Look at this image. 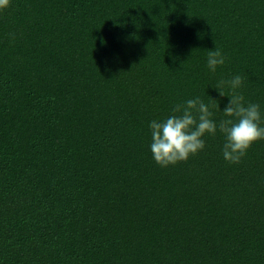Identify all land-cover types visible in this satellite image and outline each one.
I'll return each instance as SVG.
<instances>
[{"label": "trees", "instance_id": "obj_1", "mask_svg": "<svg viewBox=\"0 0 264 264\" xmlns=\"http://www.w3.org/2000/svg\"><path fill=\"white\" fill-rule=\"evenodd\" d=\"M236 75L264 126V0H11L0 264H264V140L238 164L219 130L174 166L150 151L176 104L223 119L217 84Z\"/></svg>", "mask_w": 264, "mask_h": 264}, {"label": "clouds", "instance_id": "obj_2", "mask_svg": "<svg viewBox=\"0 0 264 264\" xmlns=\"http://www.w3.org/2000/svg\"><path fill=\"white\" fill-rule=\"evenodd\" d=\"M10 3L11 0H0V12L6 10ZM225 60L221 50L215 48L208 51L207 68L214 73ZM242 84L240 75L217 84L219 96L228 98L223 111L219 109V101L210 98L217 110L223 113L224 118L218 122L212 119L209 105L199 97L176 104L172 114L164 120H153L149 125L150 151L157 166L167 168L186 162L190 156L204 149L203 138L214 136L217 130L225 139L223 159L230 164H238L254 143L264 140L260 106L245 103L244 96L237 91ZM225 87L229 89L227 93Z\"/></svg>", "mask_w": 264, "mask_h": 264}]
</instances>
